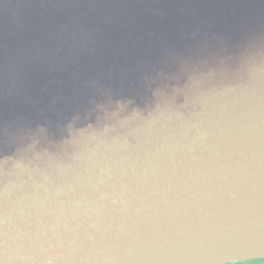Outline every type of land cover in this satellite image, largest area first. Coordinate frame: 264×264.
<instances>
[{
	"label": "clouds",
	"instance_id": "obj_1",
	"mask_svg": "<svg viewBox=\"0 0 264 264\" xmlns=\"http://www.w3.org/2000/svg\"><path fill=\"white\" fill-rule=\"evenodd\" d=\"M145 88L0 147V264H264V46Z\"/></svg>",
	"mask_w": 264,
	"mask_h": 264
},
{
	"label": "water",
	"instance_id": "obj_2",
	"mask_svg": "<svg viewBox=\"0 0 264 264\" xmlns=\"http://www.w3.org/2000/svg\"><path fill=\"white\" fill-rule=\"evenodd\" d=\"M264 46V0H0V147L109 99L143 97L181 58Z\"/></svg>",
	"mask_w": 264,
	"mask_h": 264
}]
</instances>
